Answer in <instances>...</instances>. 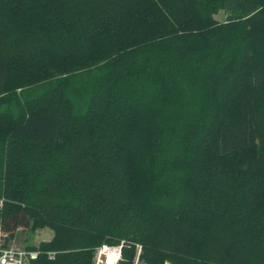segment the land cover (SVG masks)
I'll return each instance as SVG.
<instances>
[{
    "label": "trees",
    "instance_id": "1",
    "mask_svg": "<svg viewBox=\"0 0 264 264\" xmlns=\"http://www.w3.org/2000/svg\"><path fill=\"white\" fill-rule=\"evenodd\" d=\"M79 72L82 115L69 78L17 94ZM2 200V247L53 231L31 264L121 239L147 264H264V0H0Z\"/></svg>",
    "mask_w": 264,
    "mask_h": 264
},
{
    "label": "rangeland",
    "instance_id": "2",
    "mask_svg": "<svg viewBox=\"0 0 264 264\" xmlns=\"http://www.w3.org/2000/svg\"><path fill=\"white\" fill-rule=\"evenodd\" d=\"M217 20L223 22L225 19V15L223 11H220L218 15L215 17ZM94 71V70H93ZM69 78V83L68 86H65L64 92L66 93V98L68 97L72 106L75 108V112L78 115H82L86 109V105L89 99V92L87 90H90V87L92 85V79L90 77V74L88 72H79L76 74H73L72 76L69 77H54L49 80L45 79H37V78H32L28 79L25 81L24 84H22V88L17 90V94L21 96L22 99H25L27 97L33 98L37 97L40 95H43L44 93L48 91H52L55 86L58 84H63L64 82H67L66 79ZM64 105V104H63ZM30 147V146H29ZM28 146L24 147V152L29 149ZM32 152V150H31ZM178 198H169L170 204L173 206L177 202ZM10 202V201H9ZM178 203V202H177ZM3 204V200L0 202V205ZM104 216V215H103ZM118 216L121 218V224L129 226V224L136 223V220L131 221L130 219H123L122 214H114V213H105L104 220L106 223L111 222L110 220L112 219H118ZM101 224H103L102 221L99 220ZM128 222V223H127ZM173 235H171V239H174V232H172ZM176 234V233H175ZM54 234L53 231L50 228H43V229H38L35 231L32 230H27V229H20L17 234L15 239L9 244L13 245L16 247H28V246H38L41 242H48L52 240ZM169 237V236H168ZM169 239V238H168ZM170 240V239H169ZM125 241L128 244H131L129 241H126L124 239H121L120 242ZM115 243L119 241H114ZM182 244V242H181ZM217 250V246H215L212 243V249ZM174 250V254L176 256H187V249L182 246L181 249ZM165 261H169L172 263V257H165ZM164 261V262H165Z\"/></svg>",
    "mask_w": 264,
    "mask_h": 264
},
{
    "label": "built area",
    "instance_id": "3",
    "mask_svg": "<svg viewBox=\"0 0 264 264\" xmlns=\"http://www.w3.org/2000/svg\"><path fill=\"white\" fill-rule=\"evenodd\" d=\"M126 243H103L93 250L92 264H147L143 259V247L135 244L131 258L125 256ZM42 254L40 250L29 249L27 247H16L8 245L2 247L0 244V264H31ZM48 259L53 260L56 252L45 253ZM163 264H172L165 261Z\"/></svg>",
    "mask_w": 264,
    "mask_h": 264
}]
</instances>
